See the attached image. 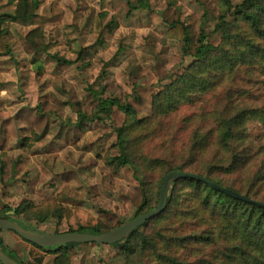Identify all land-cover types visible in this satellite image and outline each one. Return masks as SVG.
Segmentation results:
<instances>
[{"label":"rangeland","instance_id":"1","mask_svg":"<svg viewBox=\"0 0 264 264\" xmlns=\"http://www.w3.org/2000/svg\"><path fill=\"white\" fill-rule=\"evenodd\" d=\"M38 1V23L2 25L11 52L0 55V111L14 116L20 136L5 145L0 130V218L14 217L29 200L77 207L108 227L125 222L141 201L139 182L130 167L103 161L117 153L115 129L124 114L113 107L110 119H92V90L130 103L138 118L149 115L153 95L191 61L168 24L179 19L194 36L202 28L215 44L220 8L212 0H144L146 7L140 0ZM250 103L264 106V95ZM246 127L254 145L264 144L262 122ZM262 158L264 152L255 156L243 177ZM21 220L32 232L67 230L64 219ZM0 245L23 262L33 260L31 251L43 256L41 264L55 257L11 230H0ZM120 245L77 243L68 249L69 264H109Z\"/></svg>","mask_w":264,"mask_h":264},{"label":"trees","instance_id":"2","mask_svg":"<svg viewBox=\"0 0 264 264\" xmlns=\"http://www.w3.org/2000/svg\"><path fill=\"white\" fill-rule=\"evenodd\" d=\"M212 1L220 8L213 29L217 43L202 28L192 35L179 19L168 24L167 31L181 40L182 54L191 61L153 95L149 115L138 118L130 103L92 90L96 101L92 119H110L113 107L124 114L115 129L117 153L103 161L133 170L141 192L133 217L156 207L164 178L172 171L199 174L264 204V158L250 174L242 175L264 152V144L249 140L246 127L249 120L264 124V106L250 103L264 95V0H243L235 6L232 0ZM38 4L0 0V55L11 52L2 25L38 23ZM140 5L146 7L147 2L140 0ZM0 130L5 145L20 136L14 116L1 111ZM13 216L4 217L26 230L21 219L43 222L52 217L65 220V232L87 234L123 223L108 227L77 207L36 206L29 200L16 206ZM26 242L55 255L52 264H69L68 249L77 244L41 247ZM120 242V251L109 264H264V208L202 181L181 178L170 184L164 210ZM0 248L21 264L43 261L31 251L33 260L23 262Z\"/></svg>","mask_w":264,"mask_h":264},{"label":"water","instance_id":"3","mask_svg":"<svg viewBox=\"0 0 264 264\" xmlns=\"http://www.w3.org/2000/svg\"><path fill=\"white\" fill-rule=\"evenodd\" d=\"M181 178H190L197 181H202L208 184L209 186L215 188L216 190L225 193L235 199L256 204L264 208L263 203H260L257 200L241 195L240 193L231 190L229 188L222 187L219 184L215 183L214 181H211L210 179L204 176H201L196 173L185 172V171H172L168 173L164 178L159 194V200L154 209L146 213L140 214L136 217H133L123 222L120 226L112 230H109L107 232L100 234H87V233H78V232L37 233L26 230L17 223L6 218H0V230L1 229L11 230L23 240L34 243L41 247H57L70 243H94L97 245L96 250H98L101 245H112L114 243L120 242L126 236H128L132 231H134L137 227L142 225L145 221L159 215L165 208L166 200H167V191L170 184L173 181ZM10 213H13V210L10 211ZM0 263L21 264L18 261L9 257L6 253H4L1 250V248H0Z\"/></svg>","mask_w":264,"mask_h":264}]
</instances>
